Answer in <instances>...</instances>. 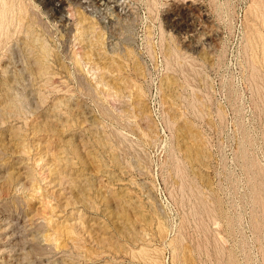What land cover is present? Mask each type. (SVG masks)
<instances>
[{"label": "rangeland", "instance_id": "374dc122", "mask_svg": "<svg viewBox=\"0 0 264 264\" xmlns=\"http://www.w3.org/2000/svg\"><path fill=\"white\" fill-rule=\"evenodd\" d=\"M0 19V264H264V0Z\"/></svg>", "mask_w": 264, "mask_h": 264}, {"label": "bare ground", "instance_id": "6f19581e", "mask_svg": "<svg viewBox=\"0 0 264 264\" xmlns=\"http://www.w3.org/2000/svg\"><path fill=\"white\" fill-rule=\"evenodd\" d=\"M112 4V3H111ZM119 7V6H118ZM5 16V15H4ZM3 18V16H2ZM1 20V19H0ZM3 21V19H2ZM1 23V22H0ZM15 72V71H14ZM17 79V78H16ZM15 102V101H14ZM2 216V215H1ZM30 218V217H29ZM28 218V219H29ZM5 219V218H4ZM16 219V218H15ZM33 221V220H32ZM10 225L9 223L5 222V220H0V242H5L3 244V246H15L17 243H18V239H19V236L17 235V233H10ZM13 225V224H12ZM17 226V224H16ZM15 227V226H14ZM22 227V226H21ZM13 228V227H12ZM23 228V227H22ZM20 228V229H22ZM14 231V230H13ZM19 231V230H18ZM22 232V231H21ZM1 240H4V241H1ZM6 249V248H5ZM4 249V250H5ZM57 249V248H56ZM15 251V250H14ZM3 253V252H2ZM2 257V256H1ZM16 257V256H15ZM19 257V256H18ZM14 258V257H13ZM12 258V260H13ZM4 259V257H3ZM11 259V258H10ZM29 261V260H28ZM2 262V261H1Z\"/></svg>", "mask_w": 264, "mask_h": 264}]
</instances>
